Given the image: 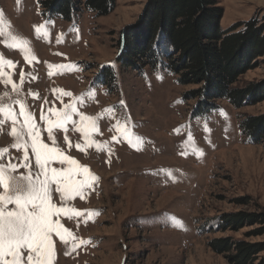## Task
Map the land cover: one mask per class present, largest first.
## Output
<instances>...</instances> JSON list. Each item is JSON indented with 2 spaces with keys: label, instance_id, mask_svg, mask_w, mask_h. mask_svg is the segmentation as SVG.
Returning a JSON list of instances; mask_svg holds the SVG:
<instances>
[{
  "label": "rangeland",
  "instance_id": "rangeland-1",
  "mask_svg": "<svg viewBox=\"0 0 264 264\" xmlns=\"http://www.w3.org/2000/svg\"><path fill=\"white\" fill-rule=\"evenodd\" d=\"M149 1L115 0L108 16L84 10L65 21L45 16L39 0H0V103L12 105L18 131L31 114L51 145V128L60 150L53 151L51 166L87 183L63 202L51 185L67 240L53 234L51 264H230L209 247L229 237L264 248V234H247L260 226L233 231L219 223L228 214L264 212V148L240 131L243 119L264 116V101L240 109L219 101L217 109L195 116L198 100L183 94L202 86H182L162 66L123 67L121 35L142 31ZM214 1L224 11L223 30L255 17L264 23V0ZM257 63L235 88L264 82V57ZM67 105L76 111L57 126L55 113L68 111ZM0 121V148L9 149L0 162L14 157L19 164L24 150L11 147V119L0 113ZM28 156L35 171L30 146ZM12 174L27 173L20 167ZM255 264H264V251Z\"/></svg>",
  "mask_w": 264,
  "mask_h": 264
},
{
  "label": "trees",
  "instance_id": "trees-1",
  "mask_svg": "<svg viewBox=\"0 0 264 264\" xmlns=\"http://www.w3.org/2000/svg\"><path fill=\"white\" fill-rule=\"evenodd\" d=\"M142 31L121 35L118 58L123 67L140 71L162 66L182 86H202L184 93V99L198 100L195 116L218 108L227 101L236 109L264 101V82L235 88L239 78L258 66L264 57V23L257 17L221 29L223 8L214 0H150ZM42 13L58 15L65 21L81 16L84 10L108 16L115 0H39ZM146 12V11H145ZM143 18V17H142ZM242 136L264 148V116L241 121ZM244 202V199L241 200ZM220 219L221 230L240 231L260 226L248 236L264 234V212L235 213ZM209 247L230 264H255L264 251L262 244L216 238Z\"/></svg>",
  "mask_w": 264,
  "mask_h": 264
},
{
  "label": "snow or ice",
  "instance_id": "snow-or-ice-1",
  "mask_svg": "<svg viewBox=\"0 0 264 264\" xmlns=\"http://www.w3.org/2000/svg\"><path fill=\"white\" fill-rule=\"evenodd\" d=\"M2 25L3 18L0 14V36L3 35ZM36 31L39 38V28ZM13 40L15 43L18 38L14 37ZM26 43L24 41L18 45L22 52L26 51L24 47ZM21 81H23V74ZM15 103L20 105V114L23 116L24 105L19 100ZM66 108L69 110L62 114L55 113L57 126L62 127L63 124L70 121L76 111L72 105H67ZM0 113H4L11 119L10 134L14 140L11 147L17 151H20L21 148L24 150L21 163H14V157H9L8 163L0 162V264H51L54 252L53 234L58 235L61 242L67 244V240L60 232L58 217L61 206H57L52 201L51 185H56L54 190L59 194L60 201L63 202L66 197L82 194L87 183L77 181L76 173L71 170L68 175H63V167L51 166L53 162H56L52 156L53 151L55 150L57 153L60 151L55 149L56 141L51 128L48 129V140L51 142L49 145L41 139L40 131L32 122L31 114L25 116L24 123L19 126L18 131L17 120L12 113V105L0 103ZM44 118L42 113L41 119ZM84 119L94 118L82 116L81 120ZM25 136L31 141L30 145L24 139ZM65 140L68 142L67 136H65ZM131 142L130 138L129 143ZM29 146L35 158V171L32 170V162L28 156ZM77 149L80 150L79 144ZM8 151V148H0V158H3ZM67 160L68 158L65 157L58 163L62 166ZM70 163L74 165L76 161L71 160ZM20 167L25 168L27 174L13 176L12 173ZM49 171L52 174L51 177ZM83 171L88 172V169L85 167ZM92 179L98 178L92 177ZM9 205H14V207L10 208ZM77 214L79 215V213ZM53 217H57V219H53Z\"/></svg>",
  "mask_w": 264,
  "mask_h": 264
}]
</instances>
